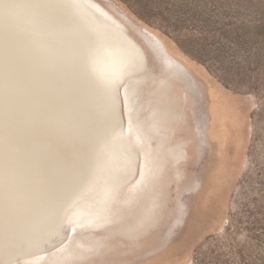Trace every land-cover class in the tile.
Listing matches in <instances>:
<instances>
[{
	"label": "rangeland",
	"instance_id": "rangeland-1",
	"mask_svg": "<svg viewBox=\"0 0 264 264\" xmlns=\"http://www.w3.org/2000/svg\"><path fill=\"white\" fill-rule=\"evenodd\" d=\"M94 1L147 58L124 97V122H134L132 142L139 137L136 173L94 225L66 230L24 264L212 263L238 260L239 249L264 258V0ZM163 94L185 116L153 123ZM145 143L182 144L187 156L166 157L153 178Z\"/></svg>",
	"mask_w": 264,
	"mask_h": 264
},
{
	"label": "bare ground",
	"instance_id": "bare-ground-1",
	"mask_svg": "<svg viewBox=\"0 0 264 264\" xmlns=\"http://www.w3.org/2000/svg\"><path fill=\"white\" fill-rule=\"evenodd\" d=\"M146 68L137 40L94 0H0V264L33 262L66 230L94 225L135 176L139 137L124 97ZM112 81L116 95L101 87ZM164 98L153 123L185 116ZM142 148L153 178L166 157L187 156L182 144Z\"/></svg>",
	"mask_w": 264,
	"mask_h": 264
},
{
	"label": "trees",
	"instance_id": "trees-1",
	"mask_svg": "<svg viewBox=\"0 0 264 264\" xmlns=\"http://www.w3.org/2000/svg\"><path fill=\"white\" fill-rule=\"evenodd\" d=\"M250 232L255 231L254 228L246 227ZM261 235V234H260ZM257 237V236H256ZM197 255V254H196ZM237 256L239 259L236 260L235 257L231 258L228 255H224L223 257L217 256L214 262L204 263L202 259H199L198 256L195 258L194 264H264V258H257L254 255H246L243 249H239Z\"/></svg>",
	"mask_w": 264,
	"mask_h": 264
},
{
	"label": "snow or ice",
	"instance_id": "snow-or-ice-1",
	"mask_svg": "<svg viewBox=\"0 0 264 264\" xmlns=\"http://www.w3.org/2000/svg\"><path fill=\"white\" fill-rule=\"evenodd\" d=\"M101 87H103L109 93L116 95L119 88H120V84L117 81H112L111 83H109L107 85H102ZM88 165H89V157H88V153L86 150L85 157L83 160V166H84L85 171H87ZM66 191L68 194H70L71 186H69V188ZM57 199H59V198H57ZM51 211L53 212V214L56 213V211H57V200L53 201L52 206H51Z\"/></svg>",
	"mask_w": 264,
	"mask_h": 264
},
{
	"label": "water",
	"instance_id": "water-1",
	"mask_svg": "<svg viewBox=\"0 0 264 264\" xmlns=\"http://www.w3.org/2000/svg\"><path fill=\"white\" fill-rule=\"evenodd\" d=\"M76 229H78V228H76ZM46 250V249H45ZM20 262V261H19ZM20 263H22V262H20Z\"/></svg>",
	"mask_w": 264,
	"mask_h": 264
}]
</instances>
